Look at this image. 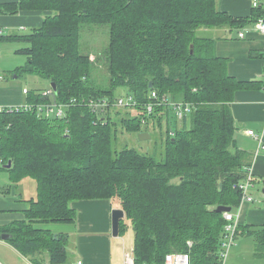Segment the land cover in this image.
<instances>
[{
    "label": "trees",
    "instance_id": "16d2710c",
    "mask_svg": "<svg viewBox=\"0 0 264 264\" xmlns=\"http://www.w3.org/2000/svg\"><path fill=\"white\" fill-rule=\"evenodd\" d=\"M216 1L19 0L1 8L45 13L43 23L28 34H0L29 44L17 49L28 58L14 71L18 77L34 73L56 84V90L50 86L51 96H43L44 89H28L24 103L103 97L113 102L126 95L138 102L134 108L111 106L106 119L79 104L70 105L65 117L10 106L0 111V170H9L14 181L26 176L37 181L24 217L2 226L0 233L11 234L10 244L35 264L47 254L51 264L66 262L67 235L55 237L45 226L73 223L77 211L71 202L97 198L118 201L131 220L137 264H164L170 252H189L192 264H222L226 220L216 209L240 205L239 184L250 163L245 151L232 149L236 125L231 103L244 83L228 73L229 60L216 53V40L197 34L246 20L219 11ZM263 14L264 7L254 8L253 21ZM93 25L109 28V41L100 52L107 87L94 80L100 55L92 59V53L81 50L82 32ZM120 87L128 93L117 94ZM153 90L192 104L193 112L179 120L160 107L166 119L154 113V130L159 126L162 131L164 120L168 127L155 137L153 151L130 145L117 150L119 127L138 135L148 132L142 118ZM10 161L12 166L5 168ZM127 227L122 219L119 235ZM239 234L253 237L254 254L264 259V224L239 225Z\"/></svg>",
    "mask_w": 264,
    "mask_h": 264
},
{
    "label": "crops",
    "instance_id": "0c3cea01",
    "mask_svg": "<svg viewBox=\"0 0 264 264\" xmlns=\"http://www.w3.org/2000/svg\"><path fill=\"white\" fill-rule=\"evenodd\" d=\"M18 1L0 0V27L6 36L23 35L20 34L22 30L28 31L43 23L45 15L43 12L6 13L1 11L3 6ZM216 7L221 12L246 20L244 24L200 30L216 40V53L229 60L228 73L244 83L242 88L235 93V98L231 103L236 125V142L232 149L233 151L240 149L248 154L247 162L250 163L253 177L250 193L254 201L240 203L234 212L237 214L240 225H263L264 199L262 202L261 200L257 202L252 190L257 185L264 187V33L257 28L256 21L252 19L254 9L252 0H217ZM240 32H244L245 36L240 38ZM8 89H10L9 86H0V106H14L25 102L24 88L21 94H12L8 92ZM249 130H253L255 135H249ZM5 190V193L10 191V186L0 189V194H5ZM32 197L34 196L23 198L25 204ZM0 200L5 204V200L2 198ZM114 201L116 200L97 198L71 202V206L77 211V219L73 223L65 224L72 227L71 231L76 236L78 254L75 259L69 258L67 243L71 239L70 232L67 235L64 264L78 259H82L85 264H125V255L133 252L134 241L133 246L128 250L119 240L120 235H113L112 210L122 208ZM25 208L22 207V210ZM9 210L11 209L0 206V211ZM21 218L1 221L0 227ZM125 220L127 217L124 218ZM58 234L55 233V235ZM240 236L248 235L241 234ZM254 251L255 247H253ZM235 254L236 252L232 255ZM0 264H35V262L31 256L21 253L8 240L0 239ZM42 264H51L48 255L43 256Z\"/></svg>",
    "mask_w": 264,
    "mask_h": 264
},
{
    "label": "rangeland",
    "instance_id": "374dc122",
    "mask_svg": "<svg viewBox=\"0 0 264 264\" xmlns=\"http://www.w3.org/2000/svg\"><path fill=\"white\" fill-rule=\"evenodd\" d=\"M86 28V29H85ZM82 32L81 39V50L84 53H92L91 58L93 59L96 55H100L106 44L109 41V28L107 25H93L91 27L86 26ZM90 29V30H87ZM32 29L22 30L20 34H28ZM199 36H207L203 30L197 32ZM6 35V33L4 34ZM26 41H12L7 38H0V75H4L3 79H0V86H9L8 92L12 94H21L23 88L27 89H49L51 86L50 81L41 77L38 74L26 73L22 76H17L14 72L19 66L26 64L28 58L26 55L18 53L16 50L28 46ZM95 66L97 69L94 71V80L96 84L100 87L109 86V81L107 80L108 71L106 69L105 62L103 58H97L95 60ZM117 94L126 95L128 92L124 87H120L116 91ZM173 114V113H172ZM175 117V115L173 114ZM176 118V117H175ZM164 128L161 131L160 127H157V131L153 127H148L151 134V139L141 140L138 134L129 133L125 131L122 126L119 127V144H117L116 149L120 150L126 145L133 146L140 150H147L152 152L156 146L155 137H160V134L165 133L167 122L164 120ZM179 126H178V125ZM172 124V127H180V123ZM166 125V126H165ZM10 186V191L5 194H0V198L5 200H0V206L4 208H10L9 211H0V222H6L14 218L24 217L22 207L25 208V201L23 198H29L35 196L37 193V181L31 176H26L21 178L19 181H14L11 177L9 170H0V189ZM253 194L256 201L259 202L264 199V187L257 185L253 188ZM118 203V201H114ZM234 210V209H233ZM11 218V219H9ZM128 227L124 234L119 236V240L124 244L126 249H130L133 246L134 232L132 228L131 220H125ZM50 228L56 234L65 233L66 235L71 232V239L67 243L69 258H77L78 254V244L75 242V234L72 233V227L65 223H50L45 226ZM1 228V227H0ZM73 235V236H72ZM118 238V237H117ZM254 238L251 236H236L234 244L230 247L228 256L225 260V264H264V259H258L254 256L253 246ZM235 255H232L235 253ZM48 255V254H47Z\"/></svg>",
    "mask_w": 264,
    "mask_h": 264
},
{
    "label": "built area",
    "instance_id": "2783aa9c",
    "mask_svg": "<svg viewBox=\"0 0 264 264\" xmlns=\"http://www.w3.org/2000/svg\"><path fill=\"white\" fill-rule=\"evenodd\" d=\"M252 4L254 8L264 7V0H252ZM257 28L264 33V14L259 17L256 21ZM3 33V29L0 27V34ZM245 36L244 32L239 33V37L242 38ZM5 76L0 75V79H3ZM28 89L24 88L23 93H28ZM43 96H51L53 94V90L51 88L44 89L41 91ZM152 99L148 101L146 104V117L142 118V123L144 126L153 127L155 119L152 118L154 113L161 114L165 118L166 110H171L172 113L176 116L177 119L183 120L186 116L193 112L194 106L190 103L177 102L170 100L167 96H160L157 91L153 90L151 92ZM76 104L89 107L92 111H94L98 117L101 119H106L108 117V113L110 112L111 106L114 107H123L126 108H134L138 102L134 99L132 95L126 96H118L116 99L111 102L108 97L103 98H89L82 99L79 101L77 98H72L69 103H59L55 101L47 102V103H22L20 105L10 106L11 109L23 108L25 110H33L38 113V115L43 116H57V117H65L67 116L66 109L71 105L74 106ZM159 106V107H158ZM166 106V107H165ZM5 106H0V111L3 110ZM164 107L166 110L157 111L158 108ZM112 108V111L113 112ZM144 111H141V113ZM166 119V118H165ZM173 134V132H171ZM249 135H255L253 130L248 131ZM0 166H2V160H0ZM253 185V177L251 175V169L246 174V177L239 184V188L242 191V202H251L253 201V196L250 193V188ZM223 216L226 220V223L223 228V241H222V249L220 251V257L222 259V264H225V260L228 256V252L230 247L234 244L235 238L237 236V231L239 228V221L237 219V214H235L234 210L223 212ZM125 264H137L136 259L133 255V252H128L125 255ZM135 259V260H134ZM67 264H85L82 259L74 260L68 262ZM164 264H192L191 255L189 252H171L168 253L165 257Z\"/></svg>",
    "mask_w": 264,
    "mask_h": 264
},
{
    "label": "water",
    "instance_id": "95a60500",
    "mask_svg": "<svg viewBox=\"0 0 264 264\" xmlns=\"http://www.w3.org/2000/svg\"><path fill=\"white\" fill-rule=\"evenodd\" d=\"M17 77V75H16ZM51 86L56 90V84L51 83ZM150 87H153V82H150ZM139 137L141 140H148L151 139V134L149 132H142L139 134ZM12 166V162H8L6 165H4L5 168H10ZM218 212H225V211H231V206H225L220 205L216 209ZM126 216L124 209L122 208H114L112 210V233L114 236H118L120 233V223L121 220L124 219ZM57 237V235H55ZM11 238V234L2 232L0 233V239L8 240Z\"/></svg>",
    "mask_w": 264,
    "mask_h": 264
},
{
    "label": "bare ground",
    "instance_id": "6f19581e",
    "mask_svg": "<svg viewBox=\"0 0 264 264\" xmlns=\"http://www.w3.org/2000/svg\"><path fill=\"white\" fill-rule=\"evenodd\" d=\"M150 133V132H149ZM253 201H254V198H253ZM189 244L191 245L192 243L191 242H189ZM171 253V252H170ZM167 255V254H166ZM166 257V256H165ZM135 260V259H134Z\"/></svg>",
    "mask_w": 264,
    "mask_h": 264
}]
</instances>
